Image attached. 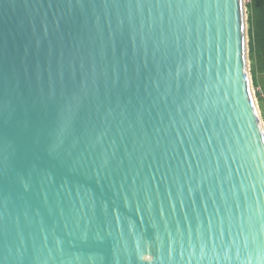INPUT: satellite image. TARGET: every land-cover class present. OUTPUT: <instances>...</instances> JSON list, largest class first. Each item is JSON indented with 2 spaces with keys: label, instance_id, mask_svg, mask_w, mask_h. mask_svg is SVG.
Listing matches in <instances>:
<instances>
[{
  "label": "water",
  "instance_id": "water-1",
  "mask_svg": "<svg viewBox=\"0 0 264 264\" xmlns=\"http://www.w3.org/2000/svg\"><path fill=\"white\" fill-rule=\"evenodd\" d=\"M246 0H0V264H264Z\"/></svg>",
  "mask_w": 264,
  "mask_h": 264
},
{
  "label": "trees",
  "instance_id": "trees-1",
  "mask_svg": "<svg viewBox=\"0 0 264 264\" xmlns=\"http://www.w3.org/2000/svg\"><path fill=\"white\" fill-rule=\"evenodd\" d=\"M250 1L248 7V22L250 35V58L252 60V74L254 85L257 87L256 71L264 77V0ZM261 112H264V84L257 92Z\"/></svg>",
  "mask_w": 264,
  "mask_h": 264
},
{
  "label": "rangeland",
  "instance_id": "rangeland-1",
  "mask_svg": "<svg viewBox=\"0 0 264 264\" xmlns=\"http://www.w3.org/2000/svg\"><path fill=\"white\" fill-rule=\"evenodd\" d=\"M250 1H247L246 0V7H247V17H248V7H249V5H250ZM248 19V18H247ZM248 23V34H249V22H247ZM249 49H250V35H249ZM249 56H250V50H249ZM250 66H251V75H252V81H253V74H252V60H251V58H250ZM253 89H254V92H255V96H256V98H257V92H259L260 91V89L259 88H257L255 85H254V81H253ZM257 101H258V98H257ZM258 105H259V107H260V102L258 101ZM261 115H262V118H263V120H264V113L262 112L261 113Z\"/></svg>",
  "mask_w": 264,
  "mask_h": 264
},
{
  "label": "crops",
  "instance_id": "crops-1",
  "mask_svg": "<svg viewBox=\"0 0 264 264\" xmlns=\"http://www.w3.org/2000/svg\"><path fill=\"white\" fill-rule=\"evenodd\" d=\"M255 80H256V84H257V88H259L261 90V87H263V84H264V77L261 76L257 71H256V74H255ZM264 104V102H263ZM262 107H264L262 105ZM264 113V112H263Z\"/></svg>",
  "mask_w": 264,
  "mask_h": 264
}]
</instances>
